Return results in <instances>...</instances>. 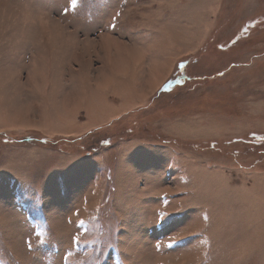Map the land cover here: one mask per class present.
<instances>
[{
    "label": "rangeland",
    "instance_id": "1",
    "mask_svg": "<svg viewBox=\"0 0 264 264\" xmlns=\"http://www.w3.org/2000/svg\"><path fill=\"white\" fill-rule=\"evenodd\" d=\"M0 264H264V0H0Z\"/></svg>",
    "mask_w": 264,
    "mask_h": 264
},
{
    "label": "bare ground",
    "instance_id": "2",
    "mask_svg": "<svg viewBox=\"0 0 264 264\" xmlns=\"http://www.w3.org/2000/svg\"><path fill=\"white\" fill-rule=\"evenodd\" d=\"M42 18H44V17H42ZM58 45V44H57ZM61 47V46H60ZM63 48H65V46H62ZM60 54V53H59ZM63 55V54H62ZM140 58L141 57H139V58H135L134 60H133V62H134V64H139L140 63ZM157 65H160V64H158V63H156ZM5 70V69H4ZM130 71L131 70H117V71H115V72H112V77H107L106 79H105V82L104 83H102V84H98L99 86H97V89H93L92 90V88L90 89V88H88V90L90 91L89 92V94H88V96H92L93 94H96V93H98L97 95H98V97H100V99L101 100H104L105 99V97L103 96V94H102V92L103 91H106V89L105 88H111L112 89V93H116V94H120V95H123V96H125V95H131L129 92H127L126 91V89H127V87H126V83L124 82V83H122L121 81H120V77H124V76H127V75H129V73H130ZM155 72V71H154ZM168 74V71H165L164 70V73L163 74H161V76H160V78H159V80L157 81V82H155V84L153 85V87H151L152 88V90H154L156 87H158L163 81H164V79L167 77L166 75ZM111 75V74H110ZM141 74H140V72H139V76H138V86L139 85H141L140 83H139V80L141 79V77L142 76H140ZM157 77H158V75H157ZM117 81V82H116ZM55 85V84H54ZM85 87H87V86H85ZM53 89H54V87H53ZM83 91V90H82ZM138 93H140V94H143L142 93V85H141V88H140V86L138 87ZM138 95V94H137ZM126 96V97H127ZM72 98V97H71ZM87 99H88V97H87ZM75 104V103H74ZM89 105H90V103H89ZM75 106V105H74ZM78 107V106H77ZM94 107V106H93ZM57 111V110H56ZM77 113V112H76ZM97 113H98V111H97ZM100 113V112H99ZM106 114V113H105ZM87 115V114H86ZM97 119L98 118H96V121H97ZM90 122V121H89Z\"/></svg>",
    "mask_w": 264,
    "mask_h": 264
},
{
    "label": "crops",
    "instance_id": "3",
    "mask_svg": "<svg viewBox=\"0 0 264 264\" xmlns=\"http://www.w3.org/2000/svg\"><path fill=\"white\" fill-rule=\"evenodd\" d=\"M112 25V24H111ZM113 29V27H111V30ZM161 44H162V42H161ZM30 58V57H29ZM156 62V61H155ZM156 63H158V61L156 62ZM177 63V62H176ZM130 73L131 74H133V70L132 71H130ZM130 73H129V75H130ZM139 73V72H138ZM170 72L168 71V74H169ZM168 74L166 75V76H168ZM139 76V75H138ZM110 77V76H109ZM112 77V76H111ZM167 78V77H166ZM165 78V79H166ZM120 79V81L122 82V83H126V87H127V89H126V91L127 92H129L131 95H133V92H135L136 93V95L138 94V78L136 79V81L134 82V83H136V86H135V88H133L134 86H132V82L130 83H128V80H130V79H128V78H126V77H120L119 78ZM165 79H164V81H165ZM130 81H132V80H130ZM163 81V82H164ZM117 82V81H116ZM162 82V83H163ZM162 83L160 84V85H162ZM159 85V86H160ZM158 86V87H159ZM158 87H156L152 92H154V91H156V89L158 88ZM106 90H108V91H112V89L111 88H105ZM135 89H136V91H135ZM158 90V89H157ZM127 98V97H126ZM117 112H119V111H117Z\"/></svg>",
    "mask_w": 264,
    "mask_h": 264
},
{
    "label": "snow or ice",
    "instance_id": "4",
    "mask_svg": "<svg viewBox=\"0 0 264 264\" xmlns=\"http://www.w3.org/2000/svg\"><path fill=\"white\" fill-rule=\"evenodd\" d=\"M76 3V0H72V4H75Z\"/></svg>",
    "mask_w": 264,
    "mask_h": 264
}]
</instances>
